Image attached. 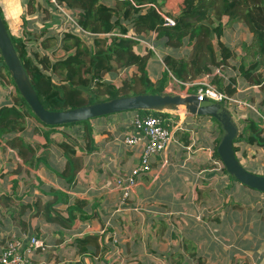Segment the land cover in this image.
I'll use <instances>...</instances> for the list:
<instances>
[{
	"label": "trees",
	"instance_id": "trees-1",
	"mask_svg": "<svg viewBox=\"0 0 264 264\" xmlns=\"http://www.w3.org/2000/svg\"><path fill=\"white\" fill-rule=\"evenodd\" d=\"M56 3L70 9L76 23L62 27L63 20L60 19L43 22L41 31L52 29V32L40 38L30 29L14 35L12 24L7 22L0 7L2 19L22 64L40 101L49 109L75 107L135 93L165 92L171 79L187 82L211 72V81L219 89L234 94L236 76H229L226 80V75L213 73L216 65L236 69V64L242 57L240 48L248 44L243 41L240 46H231L221 38L225 25L233 21L244 23L253 34L257 46L254 49L255 55L258 54L253 62L240 67L238 76L247 84H256L264 94V0H180L178 9L174 12L166 8L167 0H56ZM37 9L40 6L35 0H27V13H33ZM162 12L173 18V24L164 23ZM55 14H59V11ZM226 17L228 20L223 24L222 20ZM128 32L142 39L150 38L153 33L158 38L165 37L164 48L170 51L162 55L164 67L158 78L152 79L148 69L153 52L147 45L138 42V39L127 36ZM32 37L33 45L37 47V50H32L33 55L27 47V39ZM214 41L218 49L217 60L213 53ZM182 46L188 48V53L174 55L173 51ZM56 49H62L64 53L56 56ZM123 69L128 73L117 84L115 79ZM90 81V92L79 88V85H88ZM6 84L11 86L9 94H13V100L0 101V140L3 139V146L15 150L23 161V164L19 162L12 168L13 173H29L30 169L44 168L71 184L84 165L83 157L95 147L90 119L68 123H82L84 138L89 142V148L85 150L67 131L54 129V125L42 122L33 113L19 93L0 55V87ZM93 87H104L106 92L101 94ZM194 90L195 85L186 89L187 92ZM261 102H264V96ZM232 112L240 115L239 119L233 116L239 131L234 140V150L242 163L238 143L244 141L264 146L263 125L259 124L261 118L256 119L252 113H242L238 107L232 108ZM137 113L165 115L166 112L138 110ZM28 117L35 118L41 124L42 127L34 126L33 131L42 132L45 137L43 143L31 142L23 135ZM218 130L220 132L219 127ZM188 132L185 128L175 130V135L184 145L190 141ZM218 139L219 136L212 139L211 157L207 160L220 161L222 171L228 178L237 180L226 171L217 153ZM51 145H55L65 157L62 169L54 168L47 160ZM198 146H202L204 151L209 150L205 144ZM240 152L247 154V150ZM41 190L48 198L44 204L39 200L35 203L36 215L66 227H77L78 219L88 217L82 207L86 203L84 199H77L76 203L70 204L64 190L52 186ZM20 205L25 208L30 204L22 202ZM63 205H66L64 209L61 208ZM21 224L25 225L24 222ZM74 240L79 253L92 254L101 246L96 233L76 236ZM91 246L95 248L94 251ZM200 261L198 257L195 264Z\"/></svg>",
	"mask_w": 264,
	"mask_h": 264
},
{
	"label": "crops",
	"instance_id": "crops-1",
	"mask_svg": "<svg viewBox=\"0 0 264 264\" xmlns=\"http://www.w3.org/2000/svg\"><path fill=\"white\" fill-rule=\"evenodd\" d=\"M172 1L167 0L170 3L168 6ZM26 3L27 0H0L2 14L7 22L12 24V29L17 32L16 34L13 30L14 35L21 34L25 29H35L36 27L29 25L31 20H35L37 24L48 21L39 15L51 13L52 17L58 9L59 13L62 11L53 6L52 0H35L40 9L27 13ZM225 19L222 20L223 24L228 20L227 17ZM226 28L232 30L231 38L226 35ZM221 38L231 46H240L243 41L249 40L247 45L240 48L242 57L236 64L237 68L232 69L227 66V69L235 71L256 59L258 54L255 55L254 49L257 46L253 34L248 31L244 23L233 21L225 25ZM227 38H229L228 41ZM168 51L170 50L161 47L157 55L160 57L158 60L161 61L162 55ZM188 51V48L182 46L173 53L181 56ZM161 62L163 63V60ZM224 70L226 71L225 67ZM229 73L231 76H236L235 94L241 97L245 85L248 84L238 76V71ZM1 87L0 101H12L8 98L9 94H6L7 97L3 96ZM124 112L133 113V110L90 118L95 147L83 157L84 165L71 184L44 168L30 169L29 173L22 171L14 174L12 168L19 162L23 164V161L15 150L4 147L0 140V248L3 244L1 238L11 231L22 229L37 233L47 243L46 248L37 255L38 259L45 264L72 262L93 264L98 260H104L108 255L113 259L112 264H195L198 257L201 259L199 264H264V239L259 240L261 237L259 231L248 229L258 225L252 222L245 226L241 223L249 208L242 203L229 202V197L224 192L226 188L210 186L208 179L210 174L205 172V162H210L207 159L211 157L212 150L209 143L202 138L199 139L197 135L202 127L198 121L201 117L212 118L209 115H191L187 118L181 116L182 126L186 125L182 128L189 131V143L184 145L175 135V140H172L152 162V169L158 167L159 170L140 175L138 184L125 202H122L120 191L115 185L116 176L128 174L137 164L141 151V145H126L122 141L123 134L131 127L129 123L131 118L127 121L111 118L115 114L120 115ZM231 114L237 115L234 112ZM131 116L128 115V117ZM30 118L33 117L27 118L24 136L31 142L43 143L45 137L42 132L34 133L33 131L34 126L42 127L41 124L37 120L33 122ZM188 124H194V126H187ZM73 125H77L75 128L77 134L68 130L67 132L76 137L78 143L87 150L89 142L84 138L82 123ZM63 126L65 125H55V128L61 129ZM203 127L202 129H206L205 126ZM29 129H31L30 132H27ZM194 130L198 144H205L209 150L204 151L202 146H192L191 133ZM64 131H66L65 128ZM238 144L239 152L254 146L244 141ZM187 152L188 157L192 159L195 157L199 161L198 166L191 161V171L195 170L193 173L180 172L185 167L183 164L187 163L184 162ZM176 154L179 155L177 158H175ZM158 159L160 162H155ZM47 160L56 169H62L65 163V157L55 145L50 146ZM54 162L57 164H53ZM167 167H169L167 172L161 175L162 169ZM174 177L177 178L174 180ZM161 178L167 185L168 183L178 185L174 188V196L171 195V199L174 197L176 201L175 208H171L168 201L161 199L167 193L156 190V185ZM182 180H185V186L181 187L178 181L182 182ZM51 186L64 190L70 204L76 203L77 199L86 201L82 207L88 217L78 219L77 227L62 226L35 214V203L39 200L41 204H44L48 198L41 188L48 189ZM231 186L236 191L235 182H231ZM22 202H29L30 205L21 208ZM65 206L61 208L64 209ZM260 212L261 210H255L250 217L257 218ZM87 233L98 234L101 242L97 252L91 246L94 251L92 254L79 253L74 242L76 236ZM243 238L248 239V242L243 243ZM68 248H70L69 251Z\"/></svg>",
	"mask_w": 264,
	"mask_h": 264
},
{
	"label": "rangeland",
	"instance_id": "rangeland-1",
	"mask_svg": "<svg viewBox=\"0 0 264 264\" xmlns=\"http://www.w3.org/2000/svg\"><path fill=\"white\" fill-rule=\"evenodd\" d=\"M179 2H180L179 0H173L171 2L170 6H168L170 3L167 2L166 8L171 9L174 12L178 9ZM61 6H63V5H61ZM63 7H65V6H63ZM64 9L68 12L69 16L65 12L60 11L59 14H55L52 17H51V13H45V14L39 15V17H41V18L43 17V18H46L48 20V21H44V22H51L54 19H56V20L60 19V20H63L62 27H65V26L69 27L72 23H74L73 20L70 19L71 16L73 18V14H72L70 9H67V8H64ZM57 11H59V9ZM29 25L36 27L35 28L36 30L35 29H30V30L38 38L43 37L44 35H48L50 32H52V29H49V31L42 32L41 28H42L43 24L42 23L37 24V23H35V20H31V23ZM14 33L17 34L16 30H14ZM126 35L129 36V35H134V34H131L130 32H128ZM226 35L231 38L232 37V30L226 28ZM145 40L157 43L159 47L160 46L164 47L165 37L158 38L155 36V33H153V35H151L150 38H147V39L145 38ZM226 40L228 41L229 38H227ZM138 42L143 43V44L148 46L147 42H145V41L138 40ZM246 42L249 43V40H247ZM27 44H28L27 45L28 50H30V53H32V55H33L32 50H37V47H34V45H33L34 44L33 37L29 40L27 39ZM134 46H135V44H134ZM138 47H141V46L138 45ZM63 53H64V51L62 49H56L54 52V54L56 56L61 55ZM213 53L216 54V60H217L218 49H217V45H216L215 41H214ZM158 54L153 52V57L150 59V61L148 63L149 73H150V76L152 78L158 77L159 73L161 72L162 68L164 67V64L161 62L162 60L161 59H160L161 61L158 60V58H160L159 56H157ZM225 69H226V71H225L226 80H227V77L231 76L229 72H231V74H233L235 71H238V72L241 71V68H238L235 71L231 70V69H227V67H225ZM123 70L124 71L119 73V77L115 79L117 84L128 73V71H126L125 69H123ZM263 70H264V66H263ZM177 83H178V81L176 79H171L168 83L167 91L172 92V93H174V92L175 93H182L181 90L184 87H179V85ZM10 88H11V86L9 84L3 85V87H1V90L3 91V96L7 97L6 94H9ZM93 88H95V91L100 92L101 94L106 92V88H104V87L98 88V89L96 87H93ZM262 92L263 91H261V89H259V87H252V88L247 87V88H245V90L242 91L241 97L244 98V100L247 102V104H242L238 108L242 110V113H247V114L252 113L256 119L261 118V121H259V124L263 125L262 135L264 136V102H261L264 94ZM250 97H251V99H250ZM8 98L10 100H13V94H9ZM235 107H237V106H235ZM232 108H233V106H232ZM180 109H182V108H180ZM136 112H134V111H133V113L132 112H124V113H121L120 115L115 114V115L111 116V118H113V119L114 118H121V120L127 121L130 118H132L136 114ZM111 114H113V113L104 114V116H110ZM131 114H133V115L131 116ZM128 115L131 117H128ZM239 117H240V115H236V118L239 119ZM212 118H209V119H207L206 117L200 118L198 123L202 124V127L200 130H198V134H197L199 139L202 138L205 142L209 143L210 149H212V139L215 138L216 136L220 135V132L218 130L219 125L215 121V119L214 118L212 119ZM31 119L33 122H35L34 118H30V120ZM30 123H31V121H30ZM189 125L194 126V124H188L187 126H189ZM183 126L186 127V125H183ZM203 126H205L206 129H202V128H204ZM30 127L31 126H29V128ZM76 127H77V125L74 126L73 124H70V125L67 124V125L63 126V128L61 127V129H58V130L64 131V128H65L66 131L68 130L69 132H71L73 134H77V132L75 131ZM196 128L198 129L199 127L196 125ZM54 129H55V126H54ZM30 130L31 129H29L27 132H30ZM71 133H69V134L71 135ZM191 135L193 136V140H192L193 145L192 146L199 145L197 135L195 134V130L191 133ZM71 136H73V135H71ZM194 138L196 140H194ZM31 139H33V138H31ZM75 139L78 141V139L76 137H75ZM174 140H175V138H173V141ZM1 143L4 144L3 139H1ZM247 150H248L247 154H242V152H239L240 158H241L242 162L244 163L243 165H245V167L249 170L255 171L256 173L264 174V146L254 145V146L249 147V149H247ZM241 151H246V149L241 150ZM185 155H186V159L184 162H187V163L183 164L185 167H183L182 171L180 170V172L181 173H184V172L185 173H189V172L193 173V172H195V170L193 172L191 171V168H192L191 161L195 164V166L197 165V163H199V161L197 159H195V157H193V156H192L193 159L191 157H188L189 156L188 152ZM5 156H7L6 153H5ZM178 156L179 155L175 156V158H177ZM155 162H160V160L158 159ZM205 163H206L205 172L210 174L208 177V179L210 180V186L221 187V189L226 188V190L224 192L228 195V197H229L228 201L229 202H231L232 204L242 203L245 205V207L249 208L248 213L242 218L241 223L245 226H248V224H251L252 222L254 224H257L258 226L248 227V229L259 231V234L261 236L259 238V240L261 238L264 239V192L257 190V189H254V188H251V187L244 185V184H242L236 180L234 181L233 178H230V181H229L227 174L222 171V164L220 161L210 160V162H208V163L205 162ZM53 164L56 165L57 163L54 162ZM152 167H153V165H151V168L149 171L154 172L156 169L159 170L158 167H155L153 169H152ZM168 169H169V167L162 169L161 175L163 173L167 172ZM161 175H160V177H161ZM176 178L177 177H174V180ZM178 182H179V185L181 187L185 186V180H182V182L181 181H178ZM231 182H235L236 191H234L233 187L231 186ZM225 183H227V184H225ZM168 185H170L171 188ZM168 185H167V183L164 182L163 178H161L158 185H156V190H159L160 193H164V194L167 193L165 196H162L161 199H165L166 201H168L171 208H175L177 206V205H175L176 201H175L174 197H172V199H171V195L174 196V194H175V192L173 193L174 188L178 187V185L176 183L174 185H172L171 183H168ZM167 196L170 199L164 198ZM193 197L194 196H192V198ZM183 201H182L181 205L183 204ZM168 203H167V205H168ZM7 205H10V204L7 203ZM169 205H168V207H169ZM8 208L10 209V206H8ZM255 210H261V212L259 213L257 218L256 217L251 218L250 214H252V212H255ZM19 230H22V229H18V231ZM8 234H10V232ZM7 235H5V237H7ZM5 237H3L1 239L4 240ZM242 242L247 243L248 239L243 238ZM68 244H70V242ZM69 250H70V248H68V251ZM64 253H66V252H64ZM68 254L69 253H67V255ZM112 260H113L112 257L110 255H108L105 257L104 260H98L97 262H94L93 264H103V263L104 264H112Z\"/></svg>",
	"mask_w": 264,
	"mask_h": 264
},
{
	"label": "water",
	"instance_id": "water-1",
	"mask_svg": "<svg viewBox=\"0 0 264 264\" xmlns=\"http://www.w3.org/2000/svg\"><path fill=\"white\" fill-rule=\"evenodd\" d=\"M0 55L15 83L19 93L33 113L44 123L62 125L87 120L104 114L125 110L165 111L184 108L191 115H209L220 128L216 150L226 169L240 183L264 191V174L247 169L236 157L234 140L238 135V126L230 110L221 102L208 97L200 98L197 94L154 92L135 93L112 97L64 109H49L40 101L28 76L11 36L0 13ZM91 81L79 88L90 92Z\"/></svg>",
	"mask_w": 264,
	"mask_h": 264
},
{
	"label": "built area",
	"instance_id": "built-area-1",
	"mask_svg": "<svg viewBox=\"0 0 264 264\" xmlns=\"http://www.w3.org/2000/svg\"><path fill=\"white\" fill-rule=\"evenodd\" d=\"M52 2L69 16L68 12L64 9L65 7L57 4L55 0H52ZM162 16L165 24H173L174 20L171 16L163 12ZM70 19L76 23L72 16ZM129 36L147 42L149 48L156 54L163 47H159L157 43L152 41H146L145 38L142 39L135 35ZM213 73L224 76V67L221 65L214 66ZM211 77L212 72L205 73L192 81L181 82L176 80L179 87L184 85V88L181 90L182 93H189L186 89L191 85H195V90L192 93L197 94L200 98L208 97L223 103L231 113H233L232 106L234 108L235 106L239 107L242 104H247L244 98L237 94H228L225 90L219 89L211 81ZM256 86V84H248L243 90L247 87L252 88ZM165 91L169 92L167 88H165ZM133 111L136 112V110ZM164 113L165 115L152 113L139 115L136 112L130 119L129 123L131 127L123 134L122 141L126 145H141V151L139 160L133 169L128 174L116 176L115 185L120 191L122 202H125L138 184L139 176L150 170L156 156L163 152L167 145L175 138V130L183 127L180 117L185 116L187 118L191 116L184 108L165 110ZM46 244L41 236H38L37 233L31 230L11 231L3 240L0 248V264H45L44 261L38 259L37 255L46 248Z\"/></svg>",
	"mask_w": 264,
	"mask_h": 264
}]
</instances>
